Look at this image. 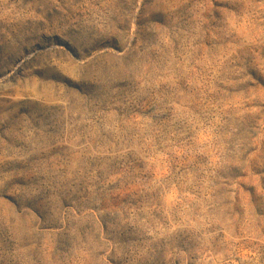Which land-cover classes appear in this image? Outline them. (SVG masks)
Returning <instances> with one entry per match:
<instances>
[{"label":"rangeland","instance_id":"obj_1","mask_svg":"<svg viewBox=\"0 0 264 264\" xmlns=\"http://www.w3.org/2000/svg\"><path fill=\"white\" fill-rule=\"evenodd\" d=\"M2 85L0 264H264V0H0Z\"/></svg>","mask_w":264,"mask_h":264},{"label":"bare ground","instance_id":"obj_2","mask_svg":"<svg viewBox=\"0 0 264 264\" xmlns=\"http://www.w3.org/2000/svg\"><path fill=\"white\" fill-rule=\"evenodd\" d=\"M34 55H35V54H34ZM23 61H24V60H23ZM10 86H11V84L9 85V87H10ZM6 87H7V86H5V85L3 86V85H2V86H0V89H4V88H6Z\"/></svg>","mask_w":264,"mask_h":264}]
</instances>
